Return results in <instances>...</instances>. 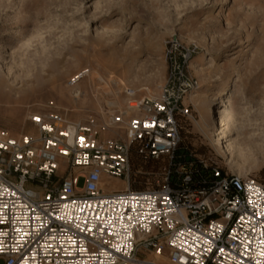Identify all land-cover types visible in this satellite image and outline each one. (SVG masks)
<instances>
[{
	"label": "built area",
	"instance_id": "obj_1",
	"mask_svg": "<svg viewBox=\"0 0 264 264\" xmlns=\"http://www.w3.org/2000/svg\"><path fill=\"white\" fill-rule=\"evenodd\" d=\"M196 53L172 37L160 95L125 88L126 110L112 117L124 138H98L91 121L71 126L51 111L32 115L35 132L0 129V264H157L151 255L168 264H264V183L178 150L180 122L192 118L184 100L198 89L189 72ZM85 75L68 80L73 96ZM133 148L167 158L151 187L131 188ZM113 179L126 187L106 192L103 181Z\"/></svg>",
	"mask_w": 264,
	"mask_h": 264
},
{
	"label": "rangeland",
	"instance_id": "obj_2",
	"mask_svg": "<svg viewBox=\"0 0 264 264\" xmlns=\"http://www.w3.org/2000/svg\"><path fill=\"white\" fill-rule=\"evenodd\" d=\"M172 37L197 47L189 72L198 89L184 100L192 118L180 122L178 150L238 177L211 118L235 88L227 116L237 159L242 174L264 183V0H0V129L35 132L32 115L51 111L71 123L91 121L99 136L124 138L110 119L126 110L127 87L160 95ZM82 71L74 97L68 80ZM166 165V157L144 159L133 148L131 188L151 187ZM120 188L115 179L107 184Z\"/></svg>",
	"mask_w": 264,
	"mask_h": 264
},
{
	"label": "bare ground",
	"instance_id": "obj_3",
	"mask_svg": "<svg viewBox=\"0 0 264 264\" xmlns=\"http://www.w3.org/2000/svg\"><path fill=\"white\" fill-rule=\"evenodd\" d=\"M7 76V74H6ZM5 76V77H6ZM7 79V77H6ZM5 84V79L1 76L0 73V93H3V86ZM234 87V86H233ZM236 87V85H235ZM237 88V87H236ZM74 93V97H77L79 95V91H77L75 89V91H73ZM7 95V94H5ZM196 95V94H195ZM192 96V98H194V96ZM236 97V90L235 88L233 89V91L228 94L225 98H223L220 101V104L218 105V107L216 108V112L212 111V123H214V125H216V128L218 129V132L216 134H214L215 136H219L216 139H214L217 144H220V149H221V154H223L225 156L226 159V165L229 167V169L233 170L234 172H236L235 174L238 177H244L246 176V174H242L241 172V161H239L240 159L237 157H240V149L235 145V138L232 137V133H231V129H230V122L228 119V108L232 105V102L234 100V98ZM112 119H110L111 125L114 126V124H112ZM109 124V123H108ZM72 126V123H71ZM238 152V154H237ZM110 180H105L103 181V189L104 190H108L107 189V184L109 183ZM126 187V184H123V188ZM162 256H154V258H150L149 259L153 262H156L157 264H160L157 262V258H160Z\"/></svg>",
	"mask_w": 264,
	"mask_h": 264
},
{
	"label": "crops",
	"instance_id": "obj_4",
	"mask_svg": "<svg viewBox=\"0 0 264 264\" xmlns=\"http://www.w3.org/2000/svg\"><path fill=\"white\" fill-rule=\"evenodd\" d=\"M108 135H109V133H107V134L104 133V134L100 135V137H109ZM115 180H117V181H119V182H122V184H124L122 179H115ZM122 189H123V188H120V190H122ZM107 191H111V190L108 189Z\"/></svg>",
	"mask_w": 264,
	"mask_h": 264
},
{
	"label": "water",
	"instance_id": "obj_5",
	"mask_svg": "<svg viewBox=\"0 0 264 264\" xmlns=\"http://www.w3.org/2000/svg\"><path fill=\"white\" fill-rule=\"evenodd\" d=\"M236 187H238V185L236 183H234Z\"/></svg>",
	"mask_w": 264,
	"mask_h": 264
}]
</instances>
